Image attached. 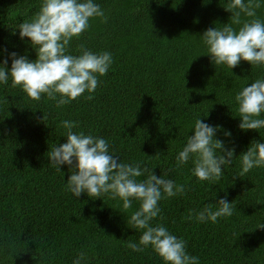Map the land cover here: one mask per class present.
Segmentation results:
<instances>
[{"label": "trees", "instance_id": "trees-1", "mask_svg": "<svg viewBox=\"0 0 264 264\" xmlns=\"http://www.w3.org/2000/svg\"><path fill=\"white\" fill-rule=\"evenodd\" d=\"M95 2L107 22L91 19L90 29L73 38L69 49L75 55L80 45L112 53L114 62L99 78L93 99L85 92L58 107L46 97L32 100L19 87L0 88V264H72L80 251L87 252V264H163L151 247L139 253L127 247L141 235L128 224L139 202L123 213L119 199L93 200L86 193L76 199L65 190L68 166L56 171L48 152L65 142L66 119L78 122L74 131L105 137L125 162L155 167L158 176L168 174L185 186L183 194L160 201L162 218L152 223L182 237L200 264H264V229L256 228L264 222V205L257 204L264 195V168L238 177L237 158L221 180L209 182L193 176L191 162L176 167L187 133L193 134L189 126L200 116L232 131L230 140L222 131L217 137L234 143L237 155L260 139L256 131L238 128L234 96L264 76V66H215L199 39L206 29L228 22L227 0ZM39 8L40 0H0V49H27L35 59L19 30L12 32ZM258 15L264 17V9ZM259 132L264 135V129ZM225 192L235 205L233 216L216 223L186 219Z\"/></svg>", "mask_w": 264, "mask_h": 264}, {"label": "clouds", "instance_id": "clouds-1", "mask_svg": "<svg viewBox=\"0 0 264 264\" xmlns=\"http://www.w3.org/2000/svg\"><path fill=\"white\" fill-rule=\"evenodd\" d=\"M223 7L231 14L228 22L221 23V27H210L199 35L210 61L215 66H227L231 71L241 61L248 62L251 68L264 66V17L258 15V10L264 9V0H227ZM93 18L108 20L105 10L95 0H40L39 11L12 32L16 35L19 30L20 40L35 51V59H30L27 49L24 54L0 49V88L19 87L32 100L46 97L54 100L58 107L71 103L85 92L88 93L86 99H93L99 78L109 72L114 62L112 53L94 52L84 45L79 46L78 55L69 51L73 38L89 30ZM3 99L9 102L6 97ZM234 102L238 128L242 132L256 131L260 139L253 138L246 150L237 155L234 143L217 137L222 131L230 140L232 131L219 124H209L200 116L189 126L193 134L187 133L186 143L176 155L177 168L191 162L193 176L209 182L221 180L226 168L237 158L238 177L264 168V135L259 132L264 129V76L243 86L235 94ZM208 116L209 112L203 117ZM39 119L44 123L46 115L43 113ZM61 124L65 129L62 136L65 142L53 144L48 159L58 172L64 173L62 166H68L70 175L65 181V190L76 199L84 193L93 200H103L105 196L119 199L123 213L132 208L134 201L139 202L128 224L141 231V235L138 242L128 241L127 247L138 253L151 247L163 264H200V258L187 251V242L182 237L162 223H152L162 218L160 201L183 194L185 186L177 184L168 174L158 176L155 167L125 162L105 137L74 131L77 121L66 119ZM257 204L264 205V195L257 199ZM234 212L235 205L225 192L224 197L215 203H206L186 219L216 223L219 218L233 216ZM256 228L264 229V222ZM87 260V252L80 251L72 264H87Z\"/></svg>", "mask_w": 264, "mask_h": 264}]
</instances>
